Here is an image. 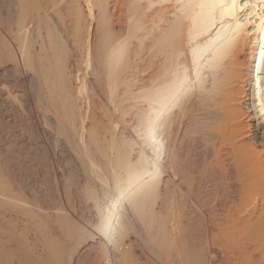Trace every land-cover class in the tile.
I'll list each match as a JSON object with an SVG mask.
<instances>
[{
  "label": "bare ground",
  "instance_id": "6f19581e",
  "mask_svg": "<svg viewBox=\"0 0 264 264\" xmlns=\"http://www.w3.org/2000/svg\"><path fill=\"white\" fill-rule=\"evenodd\" d=\"M84 2L86 16L80 0L58 7L47 3L43 13L30 15L25 11L31 0H20L16 22L18 39L24 41L30 22L56 19L58 32L47 30L53 53L62 48L57 40L62 36L72 58L92 57L89 78H83L86 86L79 85L80 66L74 86L59 55L52 53L46 68L35 44L34 53L26 43L21 52L32 72L34 104L51 111L52 124L80 167L91 171L99 160L103 167L122 171L110 180L100 178L97 185L88 174L92 186L85 195L96 217L92 231L75 226V236L88 240L81 249L82 264L100 257L87 250L99 249L94 235L111 243L106 260L132 261L135 254L124 244L134 226L130 214L141 218L151 194L171 178L179 185L195 181L197 197L220 198L221 231L235 237L243 233L240 241L253 249L251 264H264V0H246L247 6L238 7L234 16H222L219 7L201 8L200 0ZM8 49L0 46L2 59L13 58ZM149 49L152 59L144 61ZM143 68H151L152 75L143 77ZM83 87L89 91L85 97ZM88 101L93 109L86 128L80 104ZM13 193L11 184L0 181V195ZM65 221L63 217L60 223Z\"/></svg>",
  "mask_w": 264,
  "mask_h": 264
},
{
  "label": "rangeland",
  "instance_id": "374dc122",
  "mask_svg": "<svg viewBox=\"0 0 264 264\" xmlns=\"http://www.w3.org/2000/svg\"><path fill=\"white\" fill-rule=\"evenodd\" d=\"M67 1L31 0L25 13L36 15L47 3L58 7ZM19 2L0 0V46L6 45L13 54L12 60L5 56L2 59V52L0 55V181L11 184L14 190L13 197L0 195V264H82L85 252L81 249L88 240L75 236V226L82 225L92 231L91 223L96 217L91 199L86 198V187L92 179L94 185L100 178L110 180L120 169L103 167L96 160L97 165L86 172L80 167L77 156L65 147L62 134L51 122L55 119L49 117L51 111H44L34 104V80L21 52L25 43L31 51L36 47L35 54L48 68L53 49L47 30L56 34L57 24L53 23L56 19L51 18L40 25L38 20L32 21L22 35L24 41L18 39L16 22L22 9ZM80 4L86 16L84 0H80ZM64 14L70 27L69 13L65 11ZM57 40L62 48L53 54L59 55L57 58L65 67L69 83L76 86L73 76L80 66L78 73L83 72V75L80 74L79 85L84 83L86 86L83 78H89L92 57L83 54L78 59L72 58L65 39L58 36ZM151 52V49L147 51L144 61L152 59ZM142 70L143 77L152 75L151 68ZM85 88H82L83 97L89 93ZM80 105V117L86 116L84 124L88 128L93 109L91 101ZM85 107L88 108L86 111ZM79 122L80 119L76 121L77 128ZM88 174L94 177L89 179ZM86 177L91 181H86ZM179 183L171 178L168 184L155 190L141 218L130 214L134 226L125 236L124 244L135 258L128 264H251L253 249L246 248L240 241L244 234L237 233L238 237H235L232 232L221 231V199L210 198L213 200L209 201V198L197 197L195 181H190L191 185ZM164 187L168 188L166 198H163ZM63 217L66 221L60 223ZM229 218L224 216L226 220ZM93 240L99 249L87 250L98 251L100 257L93 264H101L111 257V243L99 242L97 235ZM116 251L112 249L114 255Z\"/></svg>",
  "mask_w": 264,
  "mask_h": 264
},
{
  "label": "snow or ice",
  "instance_id": "6c2138e0",
  "mask_svg": "<svg viewBox=\"0 0 264 264\" xmlns=\"http://www.w3.org/2000/svg\"><path fill=\"white\" fill-rule=\"evenodd\" d=\"M193 6H197V5H193ZM201 8H204L205 6H209L213 9L219 7L222 16L224 14H230L234 16L235 10L240 7H246L247 3L246 0L243 4L240 3V0H231L230 3H227L226 0H200V3L198 5ZM227 10V12L225 11ZM124 196V193L121 192V194L119 196L116 197L117 202H119L120 199H122Z\"/></svg>",
  "mask_w": 264,
  "mask_h": 264
},
{
  "label": "built area",
  "instance_id": "2783aa9c",
  "mask_svg": "<svg viewBox=\"0 0 264 264\" xmlns=\"http://www.w3.org/2000/svg\"><path fill=\"white\" fill-rule=\"evenodd\" d=\"M101 264H115V263H114V261L109 259V260H103Z\"/></svg>",
  "mask_w": 264,
  "mask_h": 264
}]
</instances>
